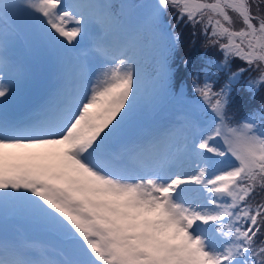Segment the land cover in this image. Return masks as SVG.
Instances as JSON below:
<instances>
[{"label": "snow or ice", "instance_id": "1", "mask_svg": "<svg viewBox=\"0 0 264 264\" xmlns=\"http://www.w3.org/2000/svg\"><path fill=\"white\" fill-rule=\"evenodd\" d=\"M262 4L0 0V204L12 200L58 241L36 249L5 230L0 264H264V239L256 240L264 235V199L253 202L264 190V104L259 117L234 123L229 115L243 73L260 69L249 92L264 86ZM126 9L138 25L122 41ZM20 16L61 70L47 99L13 117L8 105L25 77L12 52ZM189 25L217 46L226 82L217 89L207 74L193 75L192 111L182 117L192 134L182 149L155 133L126 135L161 93L179 94L172 63L177 29Z\"/></svg>", "mask_w": 264, "mask_h": 264}, {"label": "rangeland", "instance_id": "2", "mask_svg": "<svg viewBox=\"0 0 264 264\" xmlns=\"http://www.w3.org/2000/svg\"><path fill=\"white\" fill-rule=\"evenodd\" d=\"M135 0H113L115 3H123L127 5H131V2H134ZM154 0H142V2H136V6H145L153 3ZM255 11V7L253 8ZM126 17H125V26L127 28V31L124 33H121L118 37L119 40H127L131 38V33L135 32L137 25H138V17L136 15L135 10H128L126 9ZM261 11L264 12V4L261 5ZM166 20H171L170 16L165 17ZM233 20L236 23V26L239 27V20L238 18L233 15ZM174 22V21H173ZM16 26L19 30V38L15 40L14 47L12 48V52L15 54L16 60L18 63L23 67L25 72V77L22 79L17 87V92L19 93L21 90L25 88H30L31 85H38L41 87H47L50 81L56 80V74L58 75L60 65L56 60L55 53L50 45H48L40 36L38 33H36L34 30L28 29L25 27V17L20 16L15 21ZM193 29L190 25L186 27V32L182 33L181 28H178L177 31L180 33V43L179 47L177 49V55L178 53L184 54V58H182V61L184 59L190 58L193 63L191 65H195V67L203 66L204 64H210L212 66L218 65L219 62L222 59V54L217 50V46H212L208 44V38L206 35L201 34V27L200 25H197L195 28V33L199 35V39L197 40V34L195 36H191L190 29ZM210 31V29H209ZM185 36L187 41V46H182L181 42L183 40V37ZM191 36V37H190ZM33 40L36 43H40V48L43 51V62L42 64H38L37 62L32 63L31 60L27 59L25 56H23L19 49H21L20 43L18 41L21 40ZM235 61V68L232 70L235 71L237 66L241 65V62L239 60ZM233 61V62H234ZM143 62L145 66V76L146 79H150L154 63H153V55L151 50L147 45L144 46L143 51ZM36 64V65H35ZM35 65V66H34ZM232 68V66H231ZM46 70V72H45ZM255 70H257V73H255ZM260 69H250L249 71L243 73L239 80L235 83H238L241 81L242 77H247V81L250 78H257L259 76ZM51 77V78H50ZM222 75H216V79L219 82H223L227 80V73L224 74V79L222 80ZM218 84V83H215ZM238 87V86H237ZM235 89L232 87V100L233 104H230L229 107L234 108L236 111L240 113H246L248 112L247 109L244 108V101L249 97H245L246 95L240 90V88H237L236 91L233 93ZM149 92H151V88L149 86ZM164 95V93H161L155 101L151 105H155L157 101ZM2 99V98H0ZM192 99H187L182 96H177L173 99H171L170 102L162 103L161 105H166L167 110L165 111V116L162 118L167 121L169 118V110L174 109V106L176 108H182L184 112L187 114L192 111L191 108V102ZM9 105H11L9 103ZM8 105V106H9ZM159 106V105H158ZM180 121H183L182 119H179ZM153 126L154 129L160 128L161 126L157 123H148L145 124L141 129L139 130L140 133H148L150 128ZM174 130V132H172ZM191 135L192 132L186 129V127L183 125L179 128V125H175L170 128L169 133H167L164 137H167V142L172 143L177 149L183 148V137L185 135ZM192 167H195V164H192ZM18 211H21L20 215L18 214ZM0 217L1 221L4 225H8L10 228H12V233L17 234L20 233L21 230L28 231L31 225H38L40 224L36 223L35 221L31 220L25 212L19 208L15 202L12 200L5 201L4 203L0 204ZM42 227V226H41ZM35 237L29 238L28 240H32L33 242H36ZM41 238H44V235L41 236ZM259 240L262 239V236L259 235ZM45 247V243H43V248Z\"/></svg>", "mask_w": 264, "mask_h": 264}, {"label": "trees", "instance_id": "3", "mask_svg": "<svg viewBox=\"0 0 264 264\" xmlns=\"http://www.w3.org/2000/svg\"><path fill=\"white\" fill-rule=\"evenodd\" d=\"M186 27L187 26H182L181 28V32L185 33L186 32ZM191 33L193 32V29L189 28ZM197 34V33H196ZM195 34V35H196ZM191 36H193L191 34ZM190 36V37H191ZM199 39V35L197 34V40ZM182 46H187V41L185 36L183 37V40L181 42ZM182 58H184V54H180L177 52L175 54L172 66L174 71L177 74V78L179 82L183 83L187 88H191L192 85V77L193 75H197L201 81H203L205 75L207 74L210 78L211 81L213 83H218L215 84L216 88L218 89L222 84H224L226 81L223 82H219L216 79V75H222V80L224 79V74L225 72H221L218 70L217 65L212 66L210 64H204L203 66L200 67H195V65H191L193 63V61L188 58V63L187 65H185L182 62ZM235 61L232 63V69L235 68ZM255 73H257V70H255ZM238 86V87H237ZM232 87L235 89L233 91V93L236 91L237 88H240V90L246 95L245 97L248 98L246 99V101H244V108L248 109L249 112H256L258 111L261 115L260 112V107L262 104H264V86H259L255 89V91L253 92H249L247 89V77L243 76L241 81L238 83H233ZM231 100H232V96H231ZM233 104V100L232 103ZM234 109V108H233ZM261 199H264V190H261L259 195L256 197V200L259 201Z\"/></svg>", "mask_w": 264, "mask_h": 264}]
</instances>
